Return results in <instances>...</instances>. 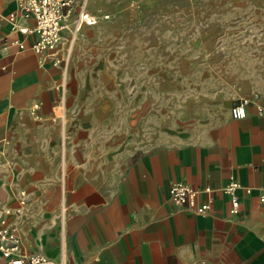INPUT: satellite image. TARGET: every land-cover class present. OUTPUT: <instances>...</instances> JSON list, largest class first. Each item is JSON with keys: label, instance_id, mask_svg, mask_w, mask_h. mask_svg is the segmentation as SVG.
Returning <instances> with one entry per match:
<instances>
[{"label": "crops", "instance_id": "obj_1", "mask_svg": "<svg viewBox=\"0 0 264 264\" xmlns=\"http://www.w3.org/2000/svg\"><path fill=\"white\" fill-rule=\"evenodd\" d=\"M88 2L108 19L124 6L132 23L165 21L159 0ZM32 23L16 0H0V215L21 251L67 264H264V99L243 117L229 105L183 137L120 153L97 123L84 48L71 60L75 41L63 37L57 55L38 53L18 30ZM231 178L237 213L223 191ZM174 181L200 189L208 212L178 205Z\"/></svg>", "mask_w": 264, "mask_h": 264}, {"label": "rangeland", "instance_id": "obj_2", "mask_svg": "<svg viewBox=\"0 0 264 264\" xmlns=\"http://www.w3.org/2000/svg\"><path fill=\"white\" fill-rule=\"evenodd\" d=\"M159 1L163 22L132 23L124 6L95 13L70 53L84 48L97 123L120 153L210 125L242 96L264 99V0Z\"/></svg>", "mask_w": 264, "mask_h": 264}, {"label": "built area", "instance_id": "obj_3", "mask_svg": "<svg viewBox=\"0 0 264 264\" xmlns=\"http://www.w3.org/2000/svg\"><path fill=\"white\" fill-rule=\"evenodd\" d=\"M22 16L32 17L31 25H21L18 30L34 35L30 47L41 54L57 55L59 44L63 37L72 44L75 37L84 25L97 22V14L89 8L88 0H16ZM16 13L9 15V20L14 21ZM20 48L24 44H19ZM253 103L258 109V96L240 97L231 107L230 113L234 118L246 115L247 106ZM237 182L231 178L223 187V191L230 198V212L239 211V199L235 193ZM210 187L203 191H210ZM200 189L191 185L174 181L169 189L172 199L182 208L194 213H207L209 201L197 202ZM264 201V194L260 197ZM24 203V199H20ZM6 214L8 210L4 211ZM0 264H67L63 255L59 258L51 257L42 251L23 252L17 227L10 224L6 216L0 215Z\"/></svg>", "mask_w": 264, "mask_h": 264}]
</instances>
